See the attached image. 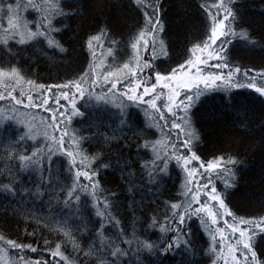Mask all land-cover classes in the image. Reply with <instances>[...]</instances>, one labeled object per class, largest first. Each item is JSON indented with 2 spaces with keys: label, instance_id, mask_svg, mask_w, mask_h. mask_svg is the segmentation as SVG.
<instances>
[{
  "label": "snow or ice",
  "instance_id": "6c2138e0",
  "mask_svg": "<svg viewBox=\"0 0 264 264\" xmlns=\"http://www.w3.org/2000/svg\"><path fill=\"white\" fill-rule=\"evenodd\" d=\"M259 2V29L242 0L188 3L199 31L177 51L162 0H127V31L112 18L74 28L96 0H0V207L25 224L0 223V264H264V168L258 207H242L246 152L232 148L247 140L264 159V65L237 51L264 53ZM40 57L78 66L41 82ZM205 117L224 135L211 152ZM117 171L140 231L105 186Z\"/></svg>",
  "mask_w": 264,
  "mask_h": 264
},
{
  "label": "trees",
  "instance_id": "16d2710c",
  "mask_svg": "<svg viewBox=\"0 0 264 264\" xmlns=\"http://www.w3.org/2000/svg\"><path fill=\"white\" fill-rule=\"evenodd\" d=\"M127 0H96L95 5L90 9V11L85 15L83 20H77L72 22V26L75 28L77 25H80L84 31H90L96 27V25L103 24L107 18H112L120 23L122 30L127 31L129 27L134 24V21L127 16L124 12L122 5L126 3ZM194 2V0H162L164 5V11L167 13L165 17L166 26L170 25V39L177 51L183 48L187 39H189V33L191 32L195 35L199 31V21L195 17L190 21H184V16L186 13H190L192 10L188 9V3ZM246 5L245 12L247 18L252 21V26L256 29H259L261 24V17L259 12L262 5L259 0H242ZM167 39V38H166ZM237 51L240 53V56L243 57L242 63L248 67H255L257 70L264 65V53H261L259 49H256L254 52H248L243 48L242 43L238 42ZM77 59L73 58L69 61L57 60L55 63H49L46 61V58L40 57V63L38 67L34 70L39 73L42 77L41 82L55 83L59 80L66 79L68 74H70L77 66ZM243 91V90H241ZM222 93L214 94L215 99H209L208 104L205 106L207 112L211 113L216 110L220 104V96ZM247 95V93H245ZM2 107V106H0ZM197 127L202 131L206 143L203 145L204 151L211 152L212 149L217 146L218 141H222L224 135L219 131L216 125L212 122H209L207 117L201 120ZM97 146H93L90 150H95ZM233 150H239L241 152H246L247 168L242 174L243 178L241 179V192L236 197V202L244 208H256L258 207L259 193L261 186L259 184V176L261 169L264 168V159H262L258 151H254L248 146V141L245 140L244 143H237L232 145ZM3 149L0 148V169H3L7 161L3 158L2 155ZM108 155L112 156L115 159L116 153L114 151L109 152ZM105 179L108 183L105 185L110 189H114L120 193V199L123 201V206L120 209L121 216L124 221L128 224L129 232L134 225L138 231L146 227L143 224L144 209L143 205L137 207L135 210L128 207L130 202L129 195L127 193V185L120 179V174L117 171L115 174L111 172L105 175ZM146 183V181H145ZM178 187V184H177ZM244 194L253 196L251 200L242 199ZM145 195L148 197L144 201L145 204H148L151 196L147 192ZM136 199L139 200L140 196L137 195ZM53 211H59L60 208L56 205H52ZM48 207L41 209V213H47ZM8 219L9 230L10 231H23L25 224L22 222L23 217H20V223H17L15 219L10 218V213L8 217L5 216L4 210L0 207V223H4ZM31 230V229H29ZM0 234L7 233L0 229ZM11 238L15 239V236ZM155 239V237H153ZM71 246L69 245V250ZM7 258V257H6ZM179 257L177 258V260ZM165 264H173V262H165Z\"/></svg>",
  "mask_w": 264,
  "mask_h": 264
},
{
  "label": "rangeland",
  "instance_id": "374dc122",
  "mask_svg": "<svg viewBox=\"0 0 264 264\" xmlns=\"http://www.w3.org/2000/svg\"><path fill=\"white\" fill-rule=\"evenodd\" d=\"M7 258L5 257V260H6Z\"/></svg>",
  "mask_w": 264,
  "mask_h": 264
}]
</instances>
